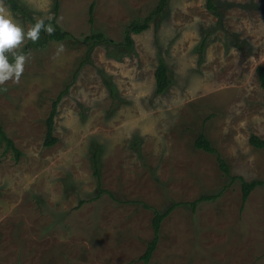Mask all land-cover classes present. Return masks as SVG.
<instances>
[{
  "label": "rangeland",
  "instance_id": "rangeland-1",
  "mask_svg": "<svg viewBox=\"0 0 264 264\" xmlns=\"http://www.w3.org/2000/svg\"><path fill=\"white\" fill-rule=\"evenodd\" d=\"M16 1L5 3L23 25L51 17L71 34L27 41L20 82L0 86V120L22 152L0 141V264H144L153 209L173 203L149 264H264V184L241 198V178L264 181V148L248 140L264 137V0H213L217 13L167 0L129 47L126 26L158 0ZM97 31L119 43L82 41ZM160 60L170 82L158 92ZM199 132L229 175L194 146Z\"/></svg>",
  "mask_w": 264,
  "mask_h": 264
},
{
  "label": "trees",
  "instance_id": "trees-1",
  "mask_svg": "<svg viewBox=\"0 0 264 264\" xmlns=\"http://www.w3.org/2000/svg\"><path fill=\"white\" fill-rule=\"evenodd\" d=\"M11 8L13 10H17L19 8V5L16 0H8ZM167 0H158L152 11L142 18L141 20L139 19H133L128 23L124 30V36H123V41L120 42L121 45L129 47L132 45V36L131 33H139L149 27L150 20L154 16H162L164 13V9L166 8ZM206 6L208 9H213L215 13H217L216 9V4L213 2V0H206ZM57 9V4L55 5ZM92 5L90 6V14L92 13ZM218 15V14H217ZM90 21H92V17L89 18ZM45 22H48L46 20ZM70 32L67 30H61L58 27H55V31L53 34L48 35L45 34L46 39H56V40H63L66 39L68 36H70ZM105 34L102 31H97L90 33L84 37L82 41L89 42L90 47L94 46V44L98 43L101 40H105L109 42L110 44H118L119 42L113 40L110 37L104 36ZM256 72L258 75V80L260 86L264 89V65L259 64L256 67ZM155 82H156V91L161 92L163 91L169 84V77L167 73V67L166 64L160 60L156 66L155 72ZM66 88L62 89L61 92L56 96V98L53 99L51 103V108L49 110L48 116L46 117L45 123H46V137L44 144L45 145H52L54 142L57 141V137L54 135V119L55 115L57 112V106L58 102L61 98V95L65 92ZM249 143L252 144L256 148H264V137H260L259 135L252 133L250 134L249 138ZM0 141L4 145L5 151H12L14 153L15 158H19L21 155V150L16 146L14 143L13 139L7 135L2 122L0 120ZM194 146L196 148L203 149L208 152H216V148L211 144L209 139L206 137V135L203 132H199L194 140ZM217 159L219 160V167L221 170L229 175L230 174V169L225 162V159L222 158L220 155L217 153ZM95 173L98 174V167H97V161L95 160ZM258 184H264V181L261 179H252V180H245L244 178H241V193H242V203H244L251 192V190ZM110 193V192H109ZM112 194V193H110ZM216 195L211 194V195H201L198 197V199L193 200L190 202L193 208H195V205L197 202L204 200V199H211L214 198ZM82 202V201H80ZM176 204L179 203H173L167 208H165L163 211H159L157 209H153V217H152V228H153V237L148 241V244L143 251V253L140 255V258L143 260L144 264H149L150 259L153 255V252L157 246V243L159 241V236H160V226H161V221L163 218H165L169 212L177 206ZM145 206H148L144 204Z\"/></svg>",
  "mask_w": 264,
  "mask_h": 264
},
{
  "label": "clouds",
  "instance_id": "clouds-1",
  "mask_svg": "<svg viewBox=\"0 0 264 264\" xmlns=\"http://www.w3.org/2000/svg\"><path fill=\"white\" fill-rule=\"evenodd\" d=\"M46 19L51 20V17L34 16V23L25 26L14 17L5 0H0V86L9 81L20 82L25 66L32 58L31 49H24L27 41L38 42L41 32L54 33L55 28L46 23Z\"/></svg>",
  "mask_w": 264,
  "mask_h": 264
}]
</instances>
